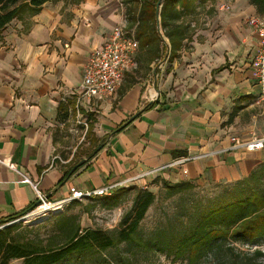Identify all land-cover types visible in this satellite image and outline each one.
<instances>
[{"label":"crops","instance_id":"0c3cea01","mask_svg":"<svg viewBox=\"0 0 264 264\" xmlns=\"http://www.w3.org/2000/svg\"><path fill=\"white\" fill-rule=\"evenodd\" d=\"M212 8L211 21L194 25L178 58L164 55L160 71L136 62L116 94L102 99L81 98L80 85L90 52L113 33L126 34L122 2L52 0L27 33L20 22L7 26L0 45V221L37 203L22 175L58 201L70 188L128 180L139 188L154 180L218 185L264 173V148L232 150L230 141L264 137L251 63L258 41L247 24L256 12L247 0H215ZM150 87L159 94L155 102L146 99ZM179 158L190 160L169 167Z\"/></svg>","mask_w":264,"mask_h":264},{"label":"trees","instance_id":"16d2710c","mask_svg":"<svg viewBox=\"0 0 264 264\" xmlns=\"http://www.w3.org/2000/svg\"><path fill=\"white\" fill-rule=\"evenodd\" d=\"M50 1L52 0H0V45L4 43L3 33L8 25L13 21L20 22L21 32L27 33L32 25L31 19ZM247 1L254 7L256 15L264 19V0ZM214 2L215 0H124L122 5L125 7L126 35L138 42L136 62L146 66L160 61L164 55L169 54L168 61L178 58L184 41H189L193 34L194 16L206 4ZM131 31L132 33H128ZM82 165L83 162L75 164L60 183ZM257 172L261 174L263 170L253 172L245 178L246 182H256ZM162 187L165 197L170 198L191 188L192 184L188 181H164ZM131 189L133 188H117L110 195L90 199L102 201L106 209H114L126 200ZM135 190L131 208L112 231L83 229L79 215L67 214L66 211L55 214L54 231L45 239L15 235L18 224L0 229V264L79 262L96 255L102 258V254L108 249H118L122 244L147 246L148 243L139 234V225L153 204L155 195L148 190ZM242 192L244 191L237 192V197L234 195L224 201L222 206L207 210L198 218L190 234L175 240V258L186 251L188 263L194 264L212 248L214 242L231 239L255 245L263 241L264 190L258 191L256 186H250L246 194ZM80 202L73 201L70 204L77 205ZM32 209L33 206L1 220L0 227L23 217ZM259 254L258 250L255 251V255Z\"/></svg>","mask_w":264,"mask_h":264},{"label":"rangeland","instance_id":"374dc122","mask_svg":"<svg viewBox=\"0 0 264 264\" xmlns=\"http://www.w3.org/2000/svg\"><path fill=\"white\" fill-rule=\"evenodd\" d=\"M118 1L121 3L124 0ZM213 4L208 3L199 9V14L194 16L193 26L202 28L206 22L211 21ZM123 9L125 11L124 6ZM144 71L145 69L141 68V73ZM127 81L130 80L126 79ZM257 175L256 182L252 180L246 182L244 179L230 184H192L191 188L170 198L165 197L162 187L164 182L160 184L154 180L152 185L145 188L129 184L127 188L133 189L128 192L126 200L114 209H106L102 201L91 199L83 200L77 205L67 204L61 212L78 214L81 228L112 231L118 227L122 216L131 208L135 189L148 190L155 195L153 204L139 225V234L143 241L148 243L147 246H136L133 243L122 244L118 249H108L102 254V258L96 255L79 262L70 261L59 264H189L186 251L179 258H175V240L190 234L202 214L209 209L222 206L224 201L234 195L237 197L239 194L237 192L244 191L242 194H246L250 186H256L258 191L264 190V173L257 172ZM55 214L57 213L50 212L40 217L14 220L12 224L19 226L15 235L23 238H47L54 231ZM167 245L169 246L166 247ZM211 247L194 264H264V240L255 245H249L227 239L214 242ZM257 250L260 252L259 255H255Z\"/></svg>","mask_w":264,"mask_h":264},{"label":"built area","instance_id":"2783aa9c","mask_svg":"<svg viewBox=\"0 0 264 264\" xmlns=\"http://www.w3.org/2000/svg\"><path fill=\"white\" fill-rule=\"evenodd\" d=\"M223 8L229 10L227 6ZM247 24L253 34L256 35L258 41L257 51L251 63L260 89L256 101L264 106V19L257 15H253L248 17ZM137 50V40L119 31L113 33L102 47L93 49L84 67L82 83L80 85V97H96L102 99L116 94L124 75L136 68L135 54ZM164 64L165 61H158L153 64V66L156 70L160 71L162 67H164ZM158 98V92L154 87H150L146 92V99L148 102H155ZM230 141L232 143V150L257 152L264 148V137L251 138L247 141H241L236 137H232ZM189 160L190 158L176 159L169 164V167L184 164ZM153 172L155 171H151L148 174H152ZM184 174H186L185 171ZM21 182L28 183L32 186L37 200L34 209L20 218V220H24L40 217L42 215L44 216L50 212L59 213L67 204L73 201L80 202L94 197L110 195L117 188H127L130 180L89 191H80L75 188H70L68 195L58 201L47 199L46 196L42 195L37 190V184L30 182L26 176L22 175Z\"/></svg>","mask_w":264,"mask_h":264},{"label":"water","instance_id":"95a60500","mask_svg":"<svg viewBox=\"0 0 264 264\" xmlns=\"http://www.w3.org/2000/svg\"><path fill=\"white\" fill-rule=\"evenodd\" d=\"M36 206V204L33 206V208ZM33 210V209H32ZM14 222V221H13ZM13 222H9V223H7V224H4L3 226H1L0 227V229H2V228H4V227H6V226H9V225H11Z\"/></svg>","mask_w":264,"mask_h":264},{"label":"bare ground","instance_id":"6f19581e","mask_svg":"<svg viewBox=\"0 0 264 264\" xmlns=\"http://www.w3.org/2000/svg\"><path fill=\"white\" fill-rule=\"evenodd\" d=\"M30 216V215H29Z\"/></svg>","mask_w":264,"mask_h":264}]
</instances>
